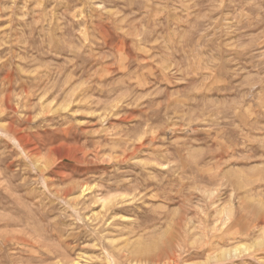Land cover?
Here are the masks:
<instances>
[{
  "label": "rangeland",
  "instance_id": "rangeland-1",
  "mask_svg": "<svg viewBox=\"0 0 264 264\" xmlns=\"http://www.w3.org/2000/svg\"><path fill=\"white\" fill-rule=\"evenodd\" d=\"M0 100V264H264V0H0Z\"/></svg>",
  "mask_w": 264,
  "mask_h": 264
},
{
  "label": "bare ground",
  "instance_id": "bare-ground-1",
  "mask_svg": "<svg viewBox=\"0 0 264 264\" xmlns=\"http://www.w3.org/2000/svg\"><path fill=\"white\" fill-rule=\"evenodd\" d=\"M11 91V90H10ZM12 92V91H11ZM6 93H8V92H6ZM6 93H4L5 94V98H6ZM9 95H11V94H9ZM10 97H13V96H10ZM1 101V100H0ZM1 102H3V101H1ZM1 104V103H0ZM8 104H9V102H8ZM2 105V104H1ZM11 105V104H10ZM9 105V106H10ZM12 105H13V103H12ZM11 105V106H12ZM7 108V107H6ZM3 110H5V109H3ZM0 113H2V112H0ZM79 150V149H78ZM54 158V157H53ZM48 161V160H47ZM48 165H49V163H47ZM43 165V164H42ZM41 166V165H40ZM258 179H259V177H258ZM260 179H262V178H260ZM259 179V180H260ZM262 181V180H261ZM251 182H253V181H251ZM249 183V182H248ZM250 184V183H249ZM78 186V185H77ZM80 186V185H79ZM82 186V185H81ZM66 187V186H65ZM241 187V186H240ZM85 188V187H84ZM65 189V188H64ZM74 189H75V187H74ZM77 189H79V188H77ZM86 189H87V187H86ZM55 191H59V190H55ZM68 192V191H67ZM74 192H76L75 190H74ZM73 192V193H74ZM59 193V192H58ZM65 194V193H64ZM70 195H71V192H70ZM231 208V207H230ZM231 213V212H230ZM260 220V219H259ZM258 223V222H257ZM263 223H264V221H263ZM258 225V227H260V225H259V223L257 224ZM263 227V226H262ZM261 227V228H262ZM12 230V229H11ZM252 232V231H251ZM16 233V232H15ZM23 233V232H22ZM21 233V234H22ZM254 233V232H253ZM263 233V232H262ZM5 234V233H4ZM32 235V234H31ZM260 235H262V234H260ZM259 236V235H258ZM257 236V237H258ZM36 237V236H35ZM30 238V237H29ZM28 238V239H29ZM6 239V238H5ZM9 239H10V237H9ZM15 239V238H14ZM2 240H3V238H2ZM16 240V239H15ZM24 240V239H23ZM31 240H33V239H31ZM6 241H7V239H6ZM9 241V240H8ZM263 241V240H262ZM262 241H260V242H262ZM259 242V241H258ZM257 242V244H259ZM40 243V242H39ZM26 245H29V244H27L26 243ZM31 245H33V244H31ZM37 246V245H36ZM40 247V246H39ZM42 248V247H41ZM248 247H246V245H245V247H240V246H236V247H234V248H232V249H226V250H224V251H222L221 252V257H223V258H225V257H229V256H232V255H235V254H238V253H240L243 249L245 250V249H247ZM175 253V252H174ZM212 258H217V257H212Z\"/></svg>",
  "mask_w": 264,
  "mask_h": 264
}]
</instances>
